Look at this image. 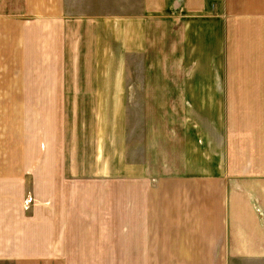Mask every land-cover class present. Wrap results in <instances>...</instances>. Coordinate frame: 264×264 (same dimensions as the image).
<instances>
[{
  "label": "crops",
  "instance_id": "crops-1",
  "mask_svg": "<svg viewBox=\"0 0 264 264\" xmlns=\"http://www.w3.org/2000/svg\"><path fill=\"white\" fill-rule=\"evenodd\" d=\"M0 264H264V0H0Z\"/></svg>",
  "mask_w": 264,
  "mask_h": 264
},
{
  "label": "built area",
  "instance_id": "built-area-1",
  "mask_svg": "<svg viewBox=\"0 0 264 264\" xmlns=\"http://www.w3.org/2000/svg\"><path fill=\"white\" fill-rule=\"evenodd\" d=\"M30 200H31V199L29 198V199H28V202H30Z\"/></svg>",
  "mask_w": 264,
  "mask_h": 264
}]
</instances>
